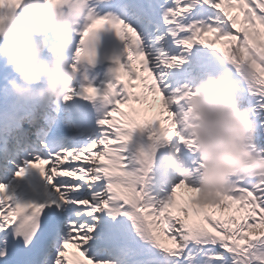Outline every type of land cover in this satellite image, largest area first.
I'll use <instances>...</instances> for the list:
<instances>
[{
  "label": "snow or ice",
  "instance_id": "1",
  "mask_svg": "<svg viewBox=\"0 0 264 264\" xmlns=\"http://www.w3.org/2000/svg\"><path fill=\"white\" fill-rule=\"evenodd\" d=\"M119 6L123 17L91 10L76 50L77 60L95 63L89 39L105 25L127 41L126 63L113 57L116 82L103 90L89 82L79 93L87 100L102 95L111 105L98 121L100 134L80 145L41 140L14 172L0 170V264H264V180L234 177L231 186L206 191L188 182L191 171L166 198L146 190L159 143L175 140L196 153L183 130L191 109L182 106L198 93L173 87L169 77L194 47L219 55L264 149V0ZM145 128L155 143L133 155L128 144ZM31 169L43 181L21 183Z\"/></svg>",
  "mask_w": 264,
  "mask_h": 264
},
{
  "label": "clouds",
  "instance_id": "2",
  "mask_svg": "<svg viewBox=\"0 0 264 264\" xmlns=\"http://www.w3.org/2000/svg\"><path fill=\"white\" fill-rule=\"evenodd\" d=\"M91 16L89 0H22L15 7L0 6V57L15 73L8 78L6 90L26 100L61 99L74 90L79 70L65 51L78 26L89 23ZM50 31L57 37L51 44ZM88 48L97 52L96 33ZM79 60L90 63L87 56ZM191 88L198 95L188 97L182 106L191 109L183 130L195 139L202 165L200 187L220 190L231 186L234 177L264 180V149L255 144V121L251 110L241 105L229 75L209 73ZM97 99L107 103L102 95L92 101ZM177 161L181 174H191L172 152L169 163L176 166Z\"/></svg>",
  "mask_w": 264,
  "mask_h": 264
},
{
  "label": "rangeland",
  "instance_id": "3",
  "mask_svg": "<svg viewBox=\"0 0 264 264\" xmlns=\"http://www.w3.org/2000/svg\"><path fill=\"white\" fill-rule=\"evenodd\" d=\"M200 50H205V49L200 48ZM184 54L188 58L187 52H185ZM196 58H198V57H196ZM189 67H190L189 62H187L186 64H184L182 66H179L178 67L179 70H177L176 74L179 75V76H182V75L187 74L186 72L189 73L191 70H183V69H186V68H189ZM223 67H225V66H223ZM221 73L228 74V70H222ZM169 77L171 78L172 75L169 74ZM187 81H189V80L187 79ZM180 84H181V82H179V84H178V86L176 88H181ZM148 130H150L149 131V135H150L151 129L149 128ZM86 139H87L88 142H90L92 137L88 136V137H86ZM177 147L180 148L178 156L184 161V166H187L192 171V175H190L188 177V182L190 184H192L193 186H200V183H201V181H200V173L198 171H195V169L197 167H199V165H200V161L197 159L198 154L197 153H195V154L192 153L191 150H189L187 147H185L183 145H180V144L178 145V143L175 140H173L170 143L161 142V143L158 144V149L166 152V159H164L163 161H166V160L169 161L171 153L175 152V149ZM129 149L130 148L128 147V151H129ZM190 159H193L192 162L190 161ZM181 166L182 165H181L180 161H177L176 166H172L171 165V168L173 167L174 170L177 172V175H178V176L175 177L174 183L169 185L164 180H162L161 182H159L157 180L156 182H154L152 184H148L146 190L149 191L151 194L156 195L157 198H159V199L166 198L171 193V190H172V187L174 186V184L176 182H178L180 179L184 178L182 176V174L180 173V171L178 170ZM163 169H166V168H163ZM160 189H163V191H160Z\"/></svg>",
  "mask_w": 264,
  "mask_h": 264
},
{
  "label": "bare ground",
  "instance_id": "4",
  "mask_svg": "<svg viewBox=\"0 0 264 264\" xmlns=\"http://www.w3.org/2000/svg\"><path fill=\"white\" fill-rule=\"evenodd\" d=\"M101 4L109 5V2L107 1ZM49 33H51V31ZM13 75H15V73H13L11 67L6 64L5 58L0 57V118H6L9 116L8 106H10L11 101L13 102L18 101V97H14L15 95L7 92L5 87L7 85L8 78ZM109 106H110L109 104L103 103L100 107H98V109L100 110V113H105L106 111H108ZM153 143L154 142H152V140L147 136L146 128H145V129H137L133 133V139L129 142L128 145L131 146L132 150L134 151V155H136L139 153L141 148L145 149L146 151H150L151 150L150 146ZM155 154L153 156V163L157 162L156 159H154ZM150 173L151 171L149 172V174ZM149 174H148V180H149Z\"/></svg>",
  "mask_w": 264,
  "mask_h": 264
}]
</instances>
